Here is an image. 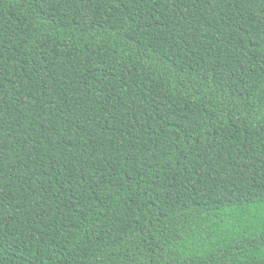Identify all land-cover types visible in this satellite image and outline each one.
I'll return each instance as SVG.
<instances>
[{
  "label": "trees",
  "instance_id": "16d2710c",
  "mask_svg": "<svg viewBox=\"0 0 264 264\" xmlns=\"http://www.w3.org/2000/svg\"><path fill=\"white\" fill-rule=\"evenodd\" d=\"M0 264H264V0H0Z\"/></svg>",
  "mask_w": 264,
  "mask_h": 264
}]
</instances>
